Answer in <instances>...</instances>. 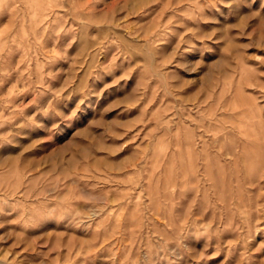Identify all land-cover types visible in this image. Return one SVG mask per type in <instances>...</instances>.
<instances>
[{"label":"rangeland","instance_id":"1","mask_svg":"<svg viewBox=\"0 0 264 264\" xmlns=\"http://www.w3.org/2000/svg\"><path fill=\"white\" fill-rule=\"evenodd\" d=\"M0 264H264V0H0Z\"/></svg>","mask_w":264,"mask_h":264}]
</instances>
